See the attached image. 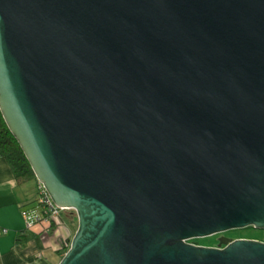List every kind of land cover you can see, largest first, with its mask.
Returning <instances> with one entry per match:
<instances>
[{
    "label": "water",
    "instance_id": "obj_1",
    "mask_svg": "<svg viewBox=\"0 0 264 264\" xmlns=\"http://www.w3.org/2000/svg\"><path fill=\"white\" fill-rule=\"evenodd\" d=\"M0 108L78 229L59 264H264V0H0Z\"/></svg>",
    "mask_w": 264,
    "mask_h": 264
},
{
    "label": "crops",
    "instance_id": "obj_2",
    "mask_svg": "<svg viewBox=\"0 0 264 264\" xmlns=\"http://www.w3.org/2000/svg\"><path fill=\"white\" fill-rule=\"evenodd\" d=\"M25 184L17 182L8 160L0 157V264H59L76 233L75 223L30 227L25 214L36 202Z\"/></svg>",
    "mask_w": 264,
    "mask_h": 264
},
{
    "label": "trees",
    "instance_id": "obj_3",
    "mask_svg": "<svg viewBox=\"0 0 264 264\" xmlns=\"http://www.w3.org/2000/svg\"><path fill=\"white\" fill-rule=\"evenodd\" d=\"M0 157H5L11 165L15 178L19 184H25L33 179H37L36 172L33 169L29 159L27 158L22 146L17 138L9 128L3 113L0 108ZM39 183V181H38ZM36 204L27 210L35 211L40 215V220L33 223L34 226L37 223L50 224V226L59 225L61 223H77L78 215L73 209L63 208H50L45 209L44 205L40 202L39 194ZM58 210V215L53 217L54 210ZM31 227V226H30ZM71 245V239L63 249L64 255L69 250Z\"/></svg>",
    "mask_w": 264,
    "mask_h": 264
},
{
    "label": "rangeland",
    "instance_id": "obj_4",
    "mask_svg": "<svg viewBox=\"0 0 264 264\" xmlns=\"http://www.w3.org/2000/svg\"><path fill=\"white\" fill-rule=\"evenodd\" d=\"M30 187V193L32 192V196L35 198V201L38 199V180L33 179L25 184ZM79 225V221L75 223V231H77ZM222 236H226L229 238H250V239H259L264 241V229H259L255 227H246L239 229H232L230 231L215 234L211 236H207L204 238H197L195 240L199 241L200 244L207 246H218L220 242V238ZM72 241V239H71Z\"/></svg>",
    "mask_w": 264,
    "mask_h": 264
},
{
    "label": "built area",
    "instance_id": "obj_5",
    "mask_svg": "<svg viewBox=\"0 0 264 264\" xmlns=\"http://www.w3.org/2000/svg\"><path fill=\"white\" fill-rule=\"evenodd\" d=\"M38 194H39L40 202L44 205L45 209L49 210V207L50 208H56V207L61 208L54 203L50 194L48 193V191L46 190V188L43 186V184L40 181L38 183ZM58 214H59L58 210L57 209L54 210L53 217L57 216ZM25 216L27 218L29 226H32L34 222H36L37 220H40L41 218L39 214L37 215L35 213V211L26 212Z\"/></svg>",
    "mask_w": 264,
    "mask_h": 264
}]
</instances>
